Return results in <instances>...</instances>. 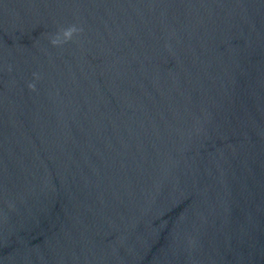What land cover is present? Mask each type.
<instances>
[{
	"label": "water",
	"instance_id": "1",
	"mask_svg": "<svg viewBox=\"0 0 264 264\" xmlns=\"http://www.w3.org/2000/svg\"><path fill=\"white\" fill-rule=\"evenodd\" d=\"M0 264H264V0H0Z\"/></svg>",
	"mask_w": 264,
	"mask_h": 264
},
{
	"label": "clouds",
	"instance_id": "2",
	"mask_svg": "<svg viewBox=\"0 0 264 264\" xmlns=\"http://www.w3.org/2000/svg\"><path fill=\"white\" fill-rule=\"evenodd\" d=\"M77 31H79V29H77L75 26H70V27H68L66 29H63L62 30V35H63L64 41L70 40L72 38L73 34L75 32H77ZM62 42L63 41H61L59 38L53 39L51 41V43L54 44V45L62 43ZM30 86H32V85H30Z\"/></svg>",
	"mask_w": 264,
	"mask_h": 264
}]
</instances>
